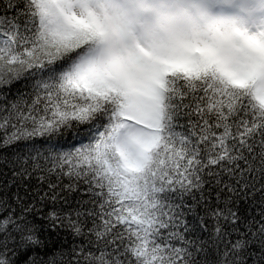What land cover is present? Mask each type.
<instances>
[{
  "label": "snow or ice",
  "instance_id": "obj_1",
  "mask_svg": "<svg viewBox=\"0 0 264 264\" xmlns=\"http://www.w3.org/2000/svg\"><path fill=\"white\" fill-rule=\"evenodd\" d=\"M0 264H264V0H0Z\"/></svg>",
  "mask_w": 264,
  "mask_h": 264
},
{
  "label": "trees",
  "instance_id": "obj_2",
  "mask_svg": "<svg viewBox=\"0 0 264 264\" xmlns=\"http://www.w3.org/2000/svg\"><path fill=\"white\" fill-rule=\"evenodd\" d=\"M16 88H19L21 90H24L26 88V85H24L23 83H20V84H17L16 85ZM14 91H15V89H14Z\"/></svg>",
  "mask_w": 264,
  "mask_h": 264
}]
</instances>
